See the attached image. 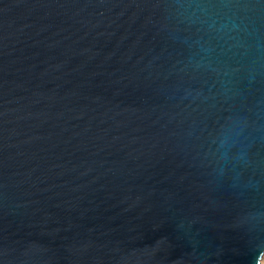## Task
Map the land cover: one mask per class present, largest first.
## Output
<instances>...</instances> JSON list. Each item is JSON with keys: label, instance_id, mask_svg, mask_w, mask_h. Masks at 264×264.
<instances>
[{"label": "water", "instance_id": "95a60500", "mask_svg": "<svg viewBox=\"0 0 264 264\" xmlns=\"http://www.w3.org/2000/svg\"><path fill=\"white\" fill-rule=\"evenodd\" d=\"M264 0H0V264H259Z\"/></svg>", "mask_w": 264, "mask_h": 264}, {"label": "rangeland", "instance_id": "374dc122", "mask_svg": "<svg viewBox=\"0 0 264 264\" xmlns=\"http://www.w3.org/2000/svg\"><path fill=\"white\" fill-rule=\"evenodd\" d=\"M259 264H264V255L261 257V259L259 260Z\"/></svg>", "mask_w": 264, "mask_h": 264}]
</instances>
